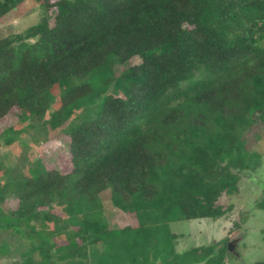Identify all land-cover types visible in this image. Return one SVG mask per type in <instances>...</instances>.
Returning <instances> with one entry per match:
<instances>
[{
    "label": "trees",
    "instance_id": "obj_1",
    "mask_svg": "<svg viewBox=\"0 0 264 264\" xmlns=\"http://www.w3.org/2000/svg\"><path fill=\"white\" fill-rule=\"evenodd\" d=\"M23 8L40 17L2 27L0 123L13 109L41 122L55 94L50 123L86 119L68 168L35 163L0 185V232L29 241L20 264H246L230 237L176 252L169 224L223 217L221 197L260 165L248 134L264 128V0H0V22ZM103 196L128 224L111 226Z\"/></svg>",
    "mask_w": 264,
    "mask_h": 264
},
{
    "label": "rangeland",
    "instance_id": "obj_2",
    "mask_svg": "<svg viewBox=\"0 0 264 264\" xmlns=\"http://www.w3.org/2000/svg\"><path fill=\"white\" fill-rule=\"evenodd\" d=\"M25 6L31 8L32 4L27 3ZM24 10L26 9L14 11L9 19L10 22L5 23L6 20L2 19V22H0V36L8 32L7 29L2 27L9 23L14 24L17 29H20V32H24L29 25L38 21L40 15L37 9H32L27 15L24 14ZM50 14H52V11H50ZM128 65L129 62L117 65V71L124 70ZM92 81L94 85L97 84L95 79H92ZM109 91L106 93H109ZM57 104H59V101L58 96L55 94L51 101L50 110L57 109ZM89 108H92V105ZM49 114L41 122H36L27 117L21 118L16 109H13L5 121L0 123V137L9 128L17 130L10 135L13 138L11 145L4 144L0 138V185L6 181L25 179L36 174L39 171L37 169H41L43 165V168L54 166L63 170L70 166L67 157L68 133L86 118L82 117L80 122H78L77 117L72 118L74 120L72 124H69V121L50 123ZM248 143L250 148L258 151L261 161L256 169H246L240 172L239 192L221 197V202L225 205L232 204V210L218 219L203 218L171 222L169 229L177 234V238L176 240H170L168 243L176 252L206 246L230 237L229 242L236 241L234 250L231 253H239L240 260L246 264H254L259 260H264L262 234L264 212L256 207V201L261 197L264 189V128L258 130V127H255L253 131L249 132ZM35 163L39 164L40 167L34 171V167H37ZM102 199L105 213L109 216L112 227L126 225L130 222L129 217L123 218L114 208L107 196H103ZM11 205L7 203L4 208ZM45 227L53 229V223L47 222ZM2 240L7 241L9 253L0 256V264H20L21 251L29 241L15 233L13 229L1 231L0 242ZM236 258L238 257L235 254L233 262Z\"/></svg>",
    "mask_w": 264,
    "mask_h": 264
},
{
    "label": "water",
    "instance_id": "obj_3",
    "mask_svg": "<svg viewBox=\"0 0 264 264\" xmlns=\"http://www.w3.org/2000/svg\"><path fill=\"white\" fill-rule=\"evenodd\" d=\"M235 245H236V241H234V242H233V241H230V242L228 243V250H229L230 252H233ZM234 254H236L237 256H239L238 253H234Z\"/></svg>",
    "mask_w": 264,
    "mask_h": 264
}]
</instances>
